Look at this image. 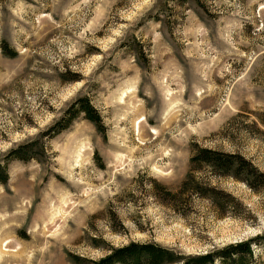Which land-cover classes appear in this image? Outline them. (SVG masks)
I'll list each match as a JSON object with an SVG mask.
<instances>
[{"label":"rangeland","instance_id":"rangeland-1","mask_svg":"<svg viewBox=\"0 0 264 264\" xmlns=\"http://www.w3.org/2000/svg\"><path fill=\"white\" fill-rule=\"evenodd\" d=\"M80 98L104 131L81 114L49 138ZM195 145L264 173V0H0V164L28 158L0 183V264L131 242L205 254L264 233V192L231 178L195 174L241 203L232 214L161 203L153 184L177 192Z\"/></svg>","mask_w":264,"mask_h":264},{"label":"trees","instance_id":"trees-1","mask_svg":"<svg viewBox=\"0 0 264 264\" xmlns=\"http://www.w3.org/2000/svg\"><path fill=\"white\" fill-rule=\"evenodd\" d=\"M183 1V0H182ZM4 54L13 58L16 52ZM93 124L98 131H104L102 120L87 98L76 100L53 126L46 135L53 137L69 128L71 123L80 115ZM29 148V145L23 146ZM23 148L12 150L7 159L0 164V183L7 181V166L11 160L25 161L28 158L21 152ZM190 159V169L186 174L180 189L172 192L170 189L157 182L153 184V192L161 197V203L170 207L175 212L184 215L180 207L185 203L181 200L183 195L192 194L209 201L219 217L232 214L241 209V203L216 185H212L204 178L195 176L197 172L206 171L214 178H231L243 183L253 193L264 192V173L256 169L247 159L237 153L223 152L202 148L195 145ZM181 200V201H180ZM182 202V203H181ZM177 205V206H176ZM113 221L118 222L115 215ZM119 224V222H118ZM121 226V225H120ZM102 240L92 238L90 245L93 248H103ZM108 254L97 261L79 258L69 254L73 264H264V233L235 244H228L221 248H214L205 254H182L175 250L164 248L155 243H128L119 248L106 246Z\"/></svg>","mask_w":264,"mask_h":264},{"label":"bare ground","instance_id":"bare-ground-1","mask_svg":"<svg viewBox=\"0 0 264 264\" xmlns=\"http://www.w3.org/2000/svg\"><path fill=\"white\" fill-rule=\"evenodd\" d=\"M125 96V95H124ZM132 118V117H131ZM141 121H143V120H141ZM137 126V125H136ZM139 129V128H138ZM144 133V132H143ZM151 134H155V131L153 130L152 132H151ZM138 137H139V135H138ZM4 254H5V252H4ZM2 260H3V256L1 255V253H0V262H2ZM10 260H12V261H24V260H27L28 261V258L27 257H23L21 254H16V255H14V256H12L11 258H10Z\"/></svg>","mask_w":264,"mask_h":264}]
</instances>
